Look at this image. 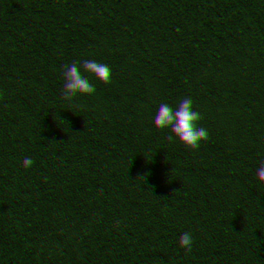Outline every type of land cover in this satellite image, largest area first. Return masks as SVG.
<instances>
[{
  "label": "trees",
  "instance_id": "16d2710c",
  "mask_svg": "<svg viewBox=\"0 0 264 264\" xmlns=\"http://www.w3.org/2000/svg\"><path fill=\"white\" fill-rule=\"evenodd\" d=\"M25 2L44 15L17 22ZM180 6L196 31L161 19ZM244 42L264 54V0H0V264H170L141 228L184 264H264V59Z\"/></svg>",
  "mask_w": 264,
  "mask_h": 264
},
{
  "label": "clouds",
  "instance_id": "9594fccd",
  "mask_svg": "<svg viewBox=\"0 0 264 264\" xmlns=\"http://www.w3.org/2000/svg\"><path fill=\"white\" fill-rule=\"evenodd\" d=\"M45 13V9L42 8L39 3L29 4L27 2L22 3L17 13H15V19L19 21H28L33 16H42ZM205 11L200 9L189 10L186 7L180 6L175 9H170L167 12L161 13V19L176 15V23L182 32H194L200 26V21L203 18ZM184 37H181L183 40ZM188 43L190 45V51L201 59L208 61H214L222 51V46L214 38L199 39L196 37H188ZM245 54L253 61L261 62L264 59L261 47H254L249 42H244L242 45ZM249 84H255V81L250 80ZM74 127L80 130H86L92 127V123L85 117H80L73 121ZM122 222H126L122 221ZM136 245L138 251L152 259H167L171 254L170 264H184L185 257L181 254L184 252L182 244L177 245L175 252L169 245L168 238L156 229L141 228L136 234Z\"/></svg>",
  "mask_w": 264,
  "mask_h": 264
}]
</instances>
